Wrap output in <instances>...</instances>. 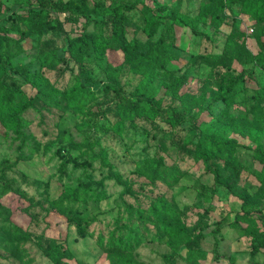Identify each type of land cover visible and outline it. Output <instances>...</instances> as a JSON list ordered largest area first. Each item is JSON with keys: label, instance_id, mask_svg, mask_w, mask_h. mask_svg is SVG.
Masks as SVG:
<instances>
[{"label": "rangeland", "instance_id": "374dc122", "mask_svg": "<svg viewBox=\"0 0 264 264\" xmlns=\"http://www.w3.org/2000/svg\"><path fill=\"white\" fill-rule=\"evenodd\" d=\"M30 1L3 0L5 10L14 4L20 7L13 14L19 27L9 28L18 43L2 42L3 52H8L10 59L0 85L13 92L14 105L6 115L0 114V264H25L14 255L18 241L13 224L27 233L21 254L29 264H55L44 254L43 246L48 243L72 254L66 264H113L110 249L100 247L97 239L102 235L110 240L118 221L127 224L123 233L134 242L133 257L145 263L166 264L163 255L171 252L167 240H150L146 233L153 229L147 231L136 215L130 216L157 197H165L180 208V219L192 238L205 235L200 246L183 251L177 264L264 263V251L251 254L250 237L239 235L231 227L241 211L236 194L245 189L250 194H264L255 173L259 164H254V150L246 147L261 144L264 149V105L256 103V92L248 83L250 73L253 82L264 84V70L249 60L248 53L264 51V22L251 12L254 0H108L133 5L124 13L127 41L133 37L156 40L172 22V12L187 14L196 24L195 32L184 26L170 35L169 49L178 58L154 81L162 108L170 111L176 106L186 111L177 126L159 117L136 118L131 123L118 111L121 97L136 94L146 75L134 71L123 54L115 53L109 60L120 65L116 73L120 92L113 90L106 69L107 46L94 44L80 58L90 70L86 86L80 85L77 58L67 49L66 36L83 31L111 34V26L100 28L95 23L107 16L88 11L92 19L74 21L67 18L68 12H61L65 31L58 29L52 16L49 25L34 32L18 15L27 14ZM88 2L93 7V1ZM7 16L5 21L11 26ZM155 20L159 26L150 36ZM59 46L65 61L51 62ZM243 68L247 74L241 73ZM182 78L185 81L178 86ZM234 80L229 104L221 94ZM30 96L33 102L20 111ZM250 129L258 133L254 140ZM203 130L243 144L235 154L250 168L237 178L236 193L215 183V172L221 176L230 172L222 159L211 160V169L196 159L194 142ZM89 145L106 155L135 195L123 194L125 184L109 177L108 169ZM19 156L25 159L16 162ZM159 157L165 165L180 170L175 183L153 180L141 171L142 166L154 167ZM72 158L90 165H75ZM16 191L39 205L22 209L28 202L18 200ZM259 208L258 216H263L264 199ZM77 217L83 218L85 237L79 235ZM257 222L263 230L260 217Z\"/></svg>", "mask_w": 264, "mask_h": 264}, {"label": "trees", "instance_id": "16d2710c", "mask_svg": "<svg viewBox=\"0 0 264 264\" xmlns=\"http://www.w3.org/2000/svg\"><path fill=\"white\" fill-rule=\"evenodd\" d=\"M93 7H89L88 0H83L78 3L74 0H31L28 2L27 14L19 13L26 23L30 26V29L34 32L42 31L45 26L49 25V17H54L56 20V26L61 31H65L63 24L60 20L59 13L68 12L67 18L69 20L77 21L80 17H84L87 20L92 19L87 13L88 11L107 16L103 20H95L98 27L103 28V25L111 26V34L97 35L91 32L83 31L76 36H66L67 49L74 55L77 60V69L79 74L80 85L85 87L87 84V76L89 75V67L80 62L86 53H88L94 44L99 46H107V64L106 69L110 75V84L113 90L120 92V87L116 73L119 70L120 65L114 64L109 59L115 57V53L123 54V58L126 62L130 63L136 72L145 74V80L141 84L139 91L133 96H122L121 100L117 103L118 111L127 119L131 120V123L136 118L143 117H159L163 121L169 122L172 126L179 125L181 118L185 117L186 111H179L176 106H172L171 110H166L161 107V96L158 95V88L154 85V81L157 75L164 71L167 67L174 65V60L178 58L169 49V37L170 35H176L177 29L184 26H189L195 32V23L191 21L187 14L174 13L170 15L172 22L168 23L163 28L160 36L152 41L150 39L143 41L137 37H133L131 40H126V20L124 13L130 10L132 6H128L125 3L113 4L114 1L108 2V0H92ZM254 8L251 10L253 16L260 22H264V0H254ZM20 4H14L10 8H6L3 0H0V19L3 20L0 23V78L3 72L8 68L9 53L3 52L2 42H6L7 45L18 43L17 39L11 36L9 28H18L19 24L13 19V14L18 12ZM163 6L162 9H166ZM205 13H208L207 11ZM7 17L11 19V26H8L6 20ZM20 20V21H23ZM159 26L158 20L150 27V36L157 30ZM197 33V32H196ZM234 43L231 42V45ZM101 53V52H100ZM249 60L253 62L260 69L264 70V51L254 53L248 51ZM63 47L59 46L55 48L52 53L51 62L56 59L65 61L62 58ZM222 58H227L223 55ZM230 60V59H229ZM24 69H21V73L25 74ZM247 69L243 68L241 73L247 74ZM252 74L248 75V83L256 92V103L264 105V84L252 80ZM184 78L179 80L178 86L184 82ZM235 80L228 84L226 90L221 94V98L227 100L229 104H232L233 97H231L230 91L233 89ZM43 84L40 83V89H43ZM110 88L111 86H107ZM33 102V97L30 96L21 105L20 111L27 109V107ZM14 105L13 92L8 87L0 85V114L6 115ZM249 133L252 135L253 140L256 139L258 133L254 129H250ZM237 139H224L219 133H209L207 131H199L198 140L194 142L195 157L198 160H203L208 169H211V160L215 158L222 159L224 165L229 169V173L225 176H221L217 171L215 172V183L218 186L227 188L228 191L236 193L234 188L236 187V180L239 177L242 170L249 169V165L244 164L235 154L239 146H242ZM187 144L182 147L185 150ZM247 148L254 150V164L258 163L259 167L256 168L255 173L260 185L264 187V149L261 144L256 147L247 145ZM88 148L95 157L100 159V164L108 169L110 178L116 179L120 183L125 184L123 194L135 195L132 188L123 182L122 177L114 170V166L107 160L105 154L96 153L93 150L92 145ZM21 159H25L24 156H19L16 162ZM156 165L154 167H141V171L153 180L162 178L175 183L178 180V175L181 173L178 168H171L163 163L161 157L155 158ZM72 162L78 166L90 165L88 161L79 162L77 158H72ZM8 183V181H5ZM76 192H73V194ZM20 201H27L28 205L22 209L30 210L32 207L39 205L38 202L31 197H27L25 194L16 191ZM240 199L241 211L236 214L235 220L232 222L231 227L238 231L239 235H245L251 239V254H256L260 251H264V226L263 230L258 226L257 219L260 217L261 222L264 225V215L258 216L259 204L264 199V194L254 193L250 194L247 189L242 193L236 194ZM136 215L140 220L141 225L146 228L147 231L153 229V231L146 233L147 238L152 241L161 242L167 240L171 252L164 254L166 258V264H177L182 259L183 251L185 249L193 250L200 246V242L205 238L204 234H198L195 238H192L190 233L180 219V208L165 197H157L150 201L148 207L137 208L130 216ZM77 230L80 237L86 236V230L82 226L83 218L77 217ZM17 233V245L15 251V257L22 259L25 264H29L30 260L25 259L21 254V244L25 240L23 235L27 233L21 229L18 224H13ZM127 228L126 225L119 223L116 224L115 231L110 240H105L101 235L97 239V243L100 247H108L110 253L113 254V264H150L138 260L132 256V250L134 245L131 240L125 238L123 231ZM44 254L55 264H66L65 260L70 259L72 254L67 250H63L53 243H48L43 246ZM252 264H264L262 262L252 260Z\"/></svg>", "mask_w": 264, "mask_h": 264}]
</instances>
